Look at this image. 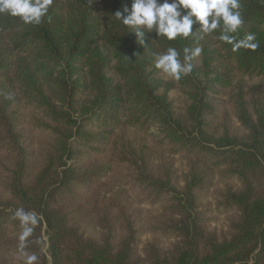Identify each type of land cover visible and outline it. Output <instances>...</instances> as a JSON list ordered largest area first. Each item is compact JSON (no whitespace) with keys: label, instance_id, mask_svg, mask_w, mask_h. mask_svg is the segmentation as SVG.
Wrapping results in <instances>:
<instances>
[{"label":"trees","instance_id":"16d2710c","mask_svg":"<svg viewBox=\"0 0 264 264\" xmlns=\"http://www.w3.org/2000/svg\"><path fill=\"white\" fill-rule=\"evenodd\" d=\"M132 3L53 0L39 24L0 14V184L9 195L0 203V235L11 227L20 237L14 213L23 208L42 220L23 249L18 237V264L25 253L37 256L35 264H264V0H239L244 23L231 34H254L255 50H233L218 38L220 28L203 34L198 24L173 41L143 28L137 36L114 16L125 7L130 14ZM169 47L182 62L184 48L202 49L179 80L163 78L155 66ZM172 92L186 101L183 115ZM220 98L232 104L243 135L208 131ZM32 131L47 138L29 177ZM132 133L145 143L137 146ZM150 144L201 168L179 188L170 168L153 165ZM215 171L235 183L217 202L233 214L223 236L208 232L198 205ZM104 178L161 203L153 224L176 243L163 249L153 241L140 250L139 231L121 205L92 208L99 238L81 232L72 203Z\"/></svg>","mask_w":264,"mask_h":264},{"label":"rangeland","instance_id":"374dc122","mask_svg":"<svg viewBox=\"0 0 264 264\" xmlns=\"http://www.w3.org/2000/svg\"><path fill=\"white\" fill-rule=\"evenodd\" d=\"M167 79V74L162 75ZM251 85H257L258 81L249 82ZM175 111L183 115L186 101L178 92L169 94ZM216 108L213 114L208 116V131L216 136L221 135L226 130L230 133L243 135V129L240 126L234 108L227 98H220L216 102ZM22 113L27 114L28 109L21 108ZM47 138L46 134L39 132L30 133L29 150L33 166L29 171V177L35 174L37 166L41 159L40 143ZM131 138L137 146L145 143V139L136 133L131 134ZM152 163L155 167L166 166L170 168L172 177L175 179L178 187L183 186V181L187 178L190 170L201 168V165L191 157L185 155L173 154L169 149H158L149 145ZM99 186L81 194L79 201L73 202L71 209L73 218L85 235L99 238L101 230L96 225L94 219V209L96 205H121L127 208L128 214L133 218L134 225L139 231V249L141 250L146 243L155 241L163 249H170L176 239L171 235L162 234L155 227L154 220L161 216L163 206L161 203H151L149 200L128 193L120 181L115 178L101 179ZM235 184L221 177L216 171L212 176L210 185L199 192V212L203 215L208 232L218 235H225L228 232L232 213H225L218 209L217 202L219 194L225 185ZM9 195L1 188L0 184V203H7ZM19 230L8 228L0 235V264H18L20 256L16 249L19 246ZM46 249V245L44 250Z\"/></svg>","mask_w":264,"mask_h":264},{"label":"clouds","instance_id":"9594fccd","mask_svg":"<svg viewBox=\"0 0 264 264\" xmlns=\"http://www.w3.org/2000/svg\"><path fill=\"white\" fill-rule=\"evenodd\" d=\"M52 2L53 0H0V14L19 17L26 24H39ZM239 9V0H172L171 3H168V0L163 3H159V0H133L130 14L125 15L128 13V8L125 7L122 11H116L114 16L123 25L136 31L137 36L143 35L138 31L143 28L173 41L177 37L187 38L192 35L193 25L198 24L197 30L203 34H210L220 28L221 34L218 38L231 44L233 50L241 47L255 50L259 45L254 42V34L248 33L243 39L231 35L244 23ZM201 51L200 47L184 48L182 62L177 49L169 47L156 57L155 66L169 77L179 80L182 74L187 75L192 71L191 61L199 56ZM14 218L19 219L22 226L19 239L20 248L23 249V242L32 234L42 217L35 212H26L19 208L15 211ZM24 255L25 264H35L38 259L34 254Z\"/></svg>","mask_w":264,"mask_h":264}]
</instances>
